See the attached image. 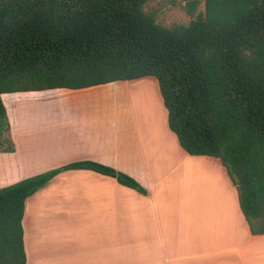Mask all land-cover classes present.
<instances>
[{
  "label": "trees",
  "instance_id": "1",
  "mask_svg": "<svg viewBox=\"0 0 264 264\" xmlns=\"http://www.w3.org/2000/svg\"><path fill=\"white\" fill-rule=\"evenodd\" d=\"M155 0H0V152L12 153L2 96L73 91L148 77L158 81L168 124L192 156L221 160L252 235H264V0H185L193 19L166 27ZM235 3H239L237 6ZM93 170L144 195L131 176L92 161L0 189V264H27L29 197L65 170Z\"/></svg>",
  "mask_w": 264,
  "mask_h": 264
},
{
  "label": "crops",
  "instance_id": "2",
  "mask_svg": "<svg viewBox=\"0 0 264 264\" xmlns=\"http://www.w3.org/2000/svg\"><path fill=\"white\" fill-rule=\"evenodd\" d=\"M136 86L156 93L162 122L130 112L123 92ZM97 89L105 96L104 113L65 108L69 116L53 125L58 137L52 143L34 136L37 122L18 123L23 146L13 135L16 124L6 101L42 92L2 96L15 151L0 152V189L92 161L131 176L147 191L93 170L61 172L26 201L27 264H264V235H252L226 168L218 158L183 149L169 127L158 81L148 77L52 92L97 96ZM50 147L55 154L46 152ZM211 180L214 185H206Z\"/></svg>",
  "mask_w": 264,
  "mask_h": 264
},
{
  "label": "rangeland",
  "instance_id": "3",
  "mask_svg": "<svg viewBox=\"0 0 264 264\" xmlns=\"http://www.w3.org/2000/svg\"><path fill=\"white\" fill-rule=\"evenodd\" d=\"M239 6V3H235ZM233 1L225 0L220 6L219 18H227L231 16L234 9ZM147 12L156 15L158 23L163 26L170 27L175 24H188L193 17L188 13L186 9L185 0H155L149 3L145 9ZM206 11V2L202 0L200 6L197 9V13ZM157 81L155 78H152ZM101 90L93 92L97 96L77 94L67 95L65 92H42L36 95H31L33 98H18L11 102L7 99L6 103L10 110L11 119L14 124V137L17 142L23 146L24 142V129L19 130L18 123L25 122L28 127V123L37 122L36 126H32L34 136L37 138H44L49 143L57 140V128H53V125L57 121L65 120L69 112L65 108L73 106L93 107L98 113H104L106 111L105 96L101 95ZM123 94L127 97L130 104V112L138 118L142 116L148 117L149 120L156 122V120L162 122L163 115L158 111V102L156 93L149 90L146 86L129 87ZM99 95V96H98ZM110 104V103H109ZM15 105V107H14ZM66 130L64 129L63 132ZM61 139L66 140L65 134L61 136ZM46 152L55 154V148L50 147ZM196 175V174H195ZM196 176V181L198 180ZM206 178L201 172V179ZM206 185H214L211 181H207ZM182 186H184L182 184Z\"/></svg>",
  "mask_w": 264,
  "mask_h": 264
}]
</instances>
